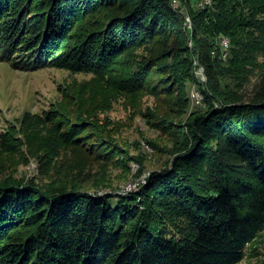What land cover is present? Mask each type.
Here are the masks:
<instances>
[{
    "label": "trees",
    "instance_id": "16d2710c",
    "mask_svg": "<svg viewBox=\"0 0 264 264\" xmlns=\"http://www.w3.org/2000/svg\"><path fill=\"white\" fill-rule=\"evenodd\" d=\"M200 1H182L188 27L171 0H0V60L91 76L95 87L80 92L76 109L162 95L190 112L182 128L157 122L175 128L178 150L127 193L87 183L90 162L126 159L108 138L113 126L81 123L82 138H70L72 127L47 135L48 152L26 132L29 155L44 151L45 179L0 178V264H238L255 246L264 232V0ZM193 87L202 105H192ZM14 131L0 134V149L12 156ZM80 148L92 157L62 176L54 159Z\"/></svg>",
    "mask_w": 264,
    "mask_h": 264
},
{
    "label": "rangeland",
    "instance_id": "374dc122",
    "mask_svg": "<svg viewBox=\"0 0 264 264\" xmlns=\"http://www.w3.org/2000/svg\"><path fill=\"white\" fill-rule=\"evenodd\" d=\"M182 1L184 0H177V5L172 6L174 9L181 8L178 11L184 14L186 22V17L189 14ZM205 1L210 2L206 3ZM200 3L205 7L212 1L201 0ZM188 44L190 46L192 42L190 41ZM195 63L197 64V61ZM196 75L204 76L203 68L198 65ZM90 78L89 75L75 73L63 67L51 66L46 69H38V71H22L11 68L8 63L0 61V134L3 133L1 136L3 138L7 135V129L15 130L13 140L18 141L16 145L19 149V153L14 156L0 149L2 163L0 169L6 168L8 165L16 166L15 169L10 168L11 172L9 173L6 170H0V178L15 175V177L28 178L33 176L39 181L42 178L45 179L41 174L42 169H45L43 168L45 156L42 153L44 151L40 150V147L32 155H29L27 139L30 136L26 135V132L34 136V144L44 146V150L48 152L46 146L50 144L44 142L45 136L48 135L51 138V136L58 137L59 134L67 135L66 133L70 131L69 127H72L71 130H74L75 134L70 138H82L87 129L86 127L82 129L81 123L99 121L102 125L113 126L108 138L110 141L112 139L111 142L115 148L124 151L118 160L122 157H126V159L124 161L112 160L106 165L92 161L85 166L90 171V181L87 183L112 185V189L100 188L98 193L110 190L115 193H127L125 189L129 186L133 188L129 192L136 191L148 181L151 172L166 166L171 158L170 153L178 150V144H176L178 137L175 136L173 130L177 128V125H181L180 128L185 125L190 114L189 110L185 112L182 106H169L162 95L159 97L144 95L137 99L134 106L124 103L120 96H112L105 102H100L92 110L76 109V103L73 101L84 93L82 91L88 89L91 92L92 87H95L87 85V82L91 81ZM85 96L87 100V94ZM96 99L99 100V96H96ZM89 100L86 104L91 105ZM161 118H164L169 124L175 125V128L171 130V127L168 131L159 129L156 124ZM63 126L64 128L61 129ZM53 130L57 134L51 135ZM40 135L42 138H39ZM174 145L176 148L173 150ZM82 148H80L79 155H71L67 150H64L60 156H56L54 167L57 171H62V176L78 169L77 165H73L76 164L74 160L77 161L79 158L85 161L87 156L92 157L93 154L89 150L84 151ZM97 150L98 147L94 151ZM127 161L129 163L125 167ZM51 171L52 174L55 173V170ZM40 177L42 178L40 179ZM254 247L257 248L255 253ZM254 247L247 249L246 255L238 264H264V232L256 240Z\"/></svg>",
    "mask_w": 264,
    "mask_h": 264
},
{
    "label": "bare ground",
    "instance_id": "6f19581e",
    "mask_svg": "<svg viewBox=\"0 0 264 264\" xmlns=\"http://www.w3.org/2000/svg\"><path fill=\"white\" fill-rule=\"evenodd\" d=\"M172 1V0H171ZM206 3H209L210 1H205ZM172 4H173V6L174 5H177V3H175L174 1H172ZM200 5V7H204V4H202V3H200L199 4ZM186 23H187V25H188V27H191V20H190V17L189 16H187L186 17ZM221 39V38H220ZM220 43H221V45H222V53H221V56L219 55V57H221V58H223V59H225L226 57H227V55H228V50H229V41H228V39L227 38H222L221 39V41H220ZM214 45V44H213ZM217 48V47H216ZM223 61V60H222ZM202 78V77H201ZM198 89V88H197ZM195 87H193V89L191 90V98H192V105L195 103H197V98L199 99V100H202L203 102H204V100H203V95H202V93L199 91V90H197ZM130 190H128L127 192H129Z\"/></svg>",
    "mask_w": 264,
    "mask_h": 264
},
{
    "label": "built area",
    "instance_id": "2783aa9c",
    "mask_svg": "<svg viewBox=\"0 0 264 264\" xmlns=\"http://www.w3.org/2000/svg\"><path fill=\"white\" fill-rule=\"evenodd\" d=\"M172 1H174L175 3H178L177 0H172ZM202 79H203V77H202ZM196 104H198V105L202 104V100H199L197 98V103ZM132 189H133L132 186H129L128 188L125 189V191L132 190Z\"/></svg>",
    "mask_w": 264,
    "mask_h": 264
},
{
    "label": "water",
    "instance_id": "95a60500",
    "mask_svg": "<svg viewBox=\"0 0 264 264\" xmlns=\"http://www.w3.org/2000/svg\"><path fill=\"white\" fill-rule=\"evenodd\" d=\"M203 80H204V81L206 80V77H205V75L203 76Z\"/></svg>",
    "mask_w": 264,
    "mask_h": 264
}]
</instances>
